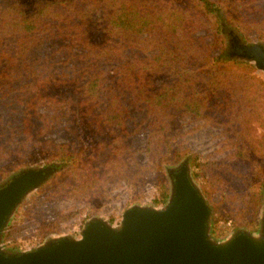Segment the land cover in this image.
Wrapping results in <instances>:
<instances>
[{"label": "trees", "instance_id": "1", "mask_svg": "<svg viewBox=\"0 0 264 264\" xmlns=\"http://www.w3.org/2000/svg\"><path fill=\"white\" fill-rule=\"evenodd\" d=\"M233 30L264 42V0H0V179L39 152L66 169L39 195L86 200L134 164L131 139L146 133V164L129 183L158 174L164 203V170L186 156L172 145L173 114L208 124L218 114L258 205L264 138L253 122L264 118V79L226 52L213 56ZM59 132H83L87 144L48 139ZM222 164L194 159V176Z\"/></svg>", "mask_w": 264, "mask_h": 264}, {"label": "water", "instance_id": "2", "mask_svg": "<svg viewBox=\"0 0 264 264\" xmlns=\"http://www.w3.org/2000/svg\"><path fill=\"white\" fill-rule=\"evenodd\" d=\"M226 51L264 74V45L245 44L235 31ZM64 167H25L0 182V264H264V190L258 230L211 236L212 208L192 176L189 158L167 168L168 196L156 206L132 205L117 224L86 220L75 234L49 235L31 250L3 246L7 227L27 198Z\"/></svg>", "mask_w": 264, "mask_h": 264}, {"label": "rangeland", "instance_id": "3", "mask_svg": "<svg viewBox=\"0 0 264 264\" xmlns=\"http://www.w3.org/2000/svg\"><path fill=\"white\" fill-rule=\"evenodd\" d=\"M235 32L245 44L261 43L264 45V42L257 40L254 34L245 38L240 32ZM228 41L229 39L225 38L224 47L215 50L213 56L225 53L229 48ZM243 63L253 67L246 62ZM254 74L264 79V74L255 69ZM216 117L214 124H208L202 119L192 118L183 113H174L171 121V136L173 137L172 145L179 146L186 152L185 158H189L193 179L212 208L211 236L215 239H221L239 229H245L250 232L258 230L262 206L261 193L264 188L258 194L259 204L255 205L250 195L251 180L245 181L241 173L243 166L233 163L232 153L234 149L230 146V140L234 142L235 137L228 131L230 124L223 116L216 114ZM253 125L256 136L264 138V118L261 124L253 122ZM146 137V133H142L131 139V146L137 154L133 160L134 164L127 166L124 175L116 178L108 177L102 182L98 180L92 189V194L86 200L65 198L49 201L45 199L44 194L39 195L54 178L66 170L64 168L63 171L30 195L22 204L6 229L2 240L3 246L8 250H31L40 245L49 235L77 234L84 222L91 217H102L112 224H117L122 213L132 205L154 204L160 206L163 204L158 202L161 199L160 187L157 182L158 174L147 171L146 180L143 184L136 183L132 186L129 183V180L133 178L139 168L146 164V154L143 151ZM48 139L57 143L80 140L87 144L83 132H77L76 136L66 132H59L48 136ZM194 159L203 164L208 162L223 163L219 165L218 171H211L209 167L205 169L208 178L209 174L218 173L219 178L215 181V185L218 186L217 189H215L216 186L207 181L209 180L208 178L205 180L203 171L198 172V177L194 176L192 166ZM182 160L168 165L164 170L167 196V168L176 166ZM50 163L54 162L46 161L39 152H35L28 165L10 172L7 176L0 179V182L22 168ZM229 164L237 170V174L234 177L231 174L224 173L226 167L229 170L232 169L228 166ZM134 165L138 166V168H133ZM196 171L199 170L197 169ZM100 174L103 175L101 172ZM257 181L262 180L258 179ZM207 192L211 193L210 197L206 196ZM60 219L67 220L57 225L56 222Z\"/></svg>", "mask_w": 264, "mask_h": 264}, {"label": "flooded vegetation", "instance_id": "4", "mask_svg": "<svg viewBox=\"0 0 264 264\" xmlns=\"http://www.w3.org/2000/svg\"><path fill=\"white\" fill-rule=\"evenodd\" d=\"M228 39H230V37Z\"/></svg>", "mask_w": 264, "mask_h": 264}]
</instances>
